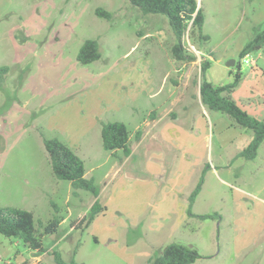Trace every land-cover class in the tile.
<instances>
[{
  "label": "rangeland",
  "instance_id": "1",
  "mask_svg": "<svg viewBox=\"0 0 264 264\" xmlns=\"http://www.w3.org/2000/svg\"><path fill=\"white\" fill-rule=\"evenodd\" d=\"M197 1L209 39L188 33L195 59L178 62L167 16L130 0H0V66L10 70L0 75V206L32 212L39 234L62 220L43 236V252L0 234V264H57L55 253L68 264H147L171 243L196 250L194 264H264V143L256 159L238 157L253 132L199 97L203 62H211L206 79L215 86L240 71L232 97L264 120V48L250 53L253 66L240 58L264 31V0ZM99 8L110 18L97 16ZM87 40L98 42L101 58L82 65ZM109 122L132 135L127 160L103 148ZM53 138L84 160L100 188L106 210L90 227L81 220L96 198L54 177L43 143ZM202 179L193 216L179 225L175 199L188 207Z\"/></svg>",
  "mask_w": 264,
  "mask_h": 264
},
{
  "label": "trees",
  "instance_id": "2",
  "mask_svg": "<svg viewBox=\"0 0 264 264\" xmlns=\"http://www.w3.org/2000/svg\"><path fill=\"white\" fill-rule=\"evenodd\" d=\"M131 4L139 7L145 14H162L167 16L170 27L174 33L176 43L172 46L173 58L178 62L193 61L185 45L186 35L196 41H206L208 36L203 35L205 15L202 8L198 7L197 0H130ZM96 14L102 18H110L109 12L97 9ZM264 48V31L257 33L243 48L240 54L242 59L247 54ZM101 58L99 44L95 40L84 42L78 55V61L82 65H89ZM211 67V62L205 61L201 64V81L199 95L201 103L210 111L220 112L233 120L234 124L242 129L253 132V139L249 145L238 155L246 160H254L258 156L261 145L264 142V120L252 116L245 111L233 99L232 94L242 81V73L235 74V81L228 85L215 86L206 79V73ZM9 67L0 66V75L6 76ZM131 133L126 124L122 122L103 123L101 127V138L103 148L111 152L115 157L118 151H123L124 158L131 155L130 145ZM141 132H137L136 139L139 140ZM45 150L48 154L54 177L58 180L69 181L76 194L79 190L91 192L96 201L91 206L89 216L83 218L81 223L90 227L96 218L106 208L99 202L100 188L96 185L94 178L86 177V166L67 144L53 138L43 140ZM203 179L189 198L188 214L193 216L192 207L200 193ZM201 219L210 216H199ZM62 220L55 217L43 226V234L36 229V222L32 212L15 208L0 206V234L8 238L21 240L26 247L33 251L43 252L42 238L44 235L54 234L58 231ZM74 227V223L72 224ZM200 255L191 247L171 243L167 245L159 255L151 257L147 264H194ZM54 259L57 264L66 263L61 254L55 253ZM75 262L72 261L71 264Z\"/></svg>",
  "mask_w": 264,
  "mask_h": 264
},
{
  "label": "crops",
  "instance_id": "3",
  "mask_svg": "<svg viewBox=\"0 0 264 264\" xmlns=\"http://www.w3.org/2000/svg\"><path fill=\"white\" fill-rule=\"evenodd\" d=\"M137 97H139V95L137 96ZM199 97H200V95H199ZM201 101V100H200ZM203 105V104H202ZM256 117V116H255ZM154 118V117H153ZM258 118V117H257ZM156 119V118H155ZM96 120V119H95ZM93 122V121H92ZM144 123L147 125V127H154V124L155 125H157V123H154V124H151L148 120H145L144 121ZM93 127H95V125H98V122L97 121H95V122H93ZM136 128H138L137 130L138 131H140L141 132V128L138 126V127H136ZM137 131V132H138ZM137 132L135 133V141L137 142V145H139L140 143H142L143 142V134L141 133V137H140V139L139 140H137L136 139V134H137ZM131 138H132V135L130 136V142H131ZM250 143V142H249ZM264 143V142H263ZM249 145V144H248ZM247 145V146H248ZM246 146V147H247ZM131 155H132V146H131ZM131 155L129 156V157H127V158H125V160H127L128 158H130L131 157ZM125 160H123V161H121V160H119V164H118V168L117 169H115L114 170V174L115 175H117V174H119L120 172H121V169H120V165H122L124 162H125ZM122 163V164H121ZM86 175H87V172H86ZM100 195H101V191H100ZM99 195V196H100ZM175 201H176V203H177V209H176V211H174V213H173V217H175V215H176V219L178 218V221L177 222H181V221H186V219H188L189 220V218H190V216L188 215V207H189V205H188V207H187V204H188V202L187 201H185V198L182 196H179L177 199H175ZM105 207V206H104ZM106 208V207H105ZM187 208V209H186ZM177 222H175V225H176V223ZM180 222H179V225H180ZM133 228V227H132Z\"/></svg>",
  "mask_w": 264,
  "mask_h": 264
},
{
  "label": "built area",
  "instance_id": "4",
  "mask_svg": "<svg viewBox=\"0 0 264 264\" xmlns=\"http://www.w3.org/2000/svg\"><path fill=\"white\" fill-rule=\"evenodd\" d=\"M243 61L249 65V66H253L254 65V59L252 58L251 54H247L245 57H243Z\"/></svg>",
  "mask_w": 264,
  "mask_h": 264
},
{
  "label": "water",
  "instance_id": "5",
  "mask_svg": "<svg viewBox=\"0 0 264 264\" xmlns=\"http://www.w3.org/2000/svg\"><path fill=\"white\" fill-rule=\"evenodd\" d=\"M198 7H199V5H198ZM200 8V7H199ZM235 61H230L229 63H228V67H232V66H234L235 65Z\"/></svg>",
  "mask_w": 264,
  "mask_h": 264
}]
</instances>
